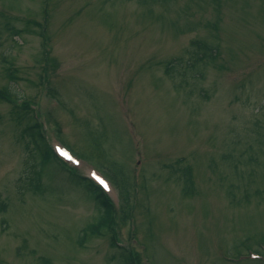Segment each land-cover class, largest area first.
Wrapping results in <instances>:
<instances>
[{
  "label": "rangeland",
  "instance_id": "obj_1",
  "mask_svg": "<svg viewBox=\"0 0 264 264\" xmlns=\"http://www.w3.org/2000/svg\"><path fill=\"white\" fill-rule=\"evenodd\" d=\"M13 106L67 162L39 193ZM70 169L139 264H264V0H0V264H124Z\"/></svg>",
  "mask_w": 264,
  "mask_h": 264
},
{
  "label": "trees",
  "instance_id": "obj_2",
  "mask_svg": "<svg viewBox=\"0 0 264 264\" xmlns=\"http://www.w3.org/2000/svg\"><path fill=\"white\" fill-rule=\"evenodd\" d=\"M13 33L15 34V36H19L20 32L18 30L13 29ZM192 46L200 52L196 56V58L201 60L205 56V58L207 59L206 52L209 49L208 44L193 42ZM208 53L209 55H211V50ZM210 58L212 57L210 56ZM175 67L176 60L171 61L170 64L168 62L165 68V74L169 75V73H172L176 69ZM7 76L10 78H12L13 76L12 71L10 69H8L7 71ZM12 96L13 94L7 89L5 94L1 97L4 99H9ZM31 110L32 109L28 108L27 106H13L12 114L17 123L25 124L24 128L22 129V134L29 140V144L32 147V151L35 153V155L33 156V160L35 159V162L39 166V170H34V177L31 181L30 186L34 193H39L41 188L39 182L42 176L44 164L49 163L50 161L59 162V160L57 155L54 153L53 149L49 145L47 138L45 137L42 125L38 122V116H36L34 111ZM183 176L185 178L184 188L187 189L189 186H192V174L191 169L189 167H186L184 169ZM76 179L86 184L87 189L91 192L90 195L92 196V199L95 202V207L98 212V215L94 222L90 225H87V227L83 230V235L80 238L79 244L83 243V241L88 237L97 235L100 236L102 233L106 232L111 237V247L121 250L122 253L124 252L125 255L123 257H120L122 258V262L124 264H139L136 255L134 253H129L128 250L122 247H119L112 236V229L114 228L113 221L114 217H116V213L111 200L99 187L93 185L85 178L77 177ZM122 182L125 183V180H122ZM128 215L129 214L126 213L125 216L122 217V220L125 219V217H127ZM257 253L261 252L258 250Z\"/></svg>",
  "mask_w": 264,
  "mask_h": 264
},
{
  "label": "snow or ice",
  "instance_id": "obj_3",
  "mask_svg": "<svg viewBox=\"0 0 264 264\" xmlns=\"http://www.w3.org/2000/svg\"><path fill=\"white\" fill-rule=\"evenodd\" d=\"M58 150L61 151V152L63 153V150H62V149H59V148H58ZM91 175H92L93 177H95L97 180H99V182H100L105 188L108 187V184H107L103 179H101L99 176H97V174H96L95 172H92Z\"/></svg>",
  "mask_w": 264,
  "mask_h": 264
}]
</instances>
